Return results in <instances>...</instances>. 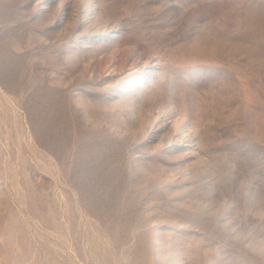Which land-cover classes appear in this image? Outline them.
<instances>
[{"label":"rangeland","instance_id":"374dc122","mask_svg":"<svg viewBox=\"0 0 264 264\" xmlns=\"http://www.w3.org/2000/svg\"><path fill=\"white\" fill-rule=\"evenodd\" d=\"M0 264H264V0H0Z\"/></svg>","mask_w":264,"mask_h":264},{"label":"bare ground","instance_id":"6f19581e","mask_svg":"<svg viewBox=\"0 0 264 264\" xmlns=\"http://www.w3.org/2000/svg\"><path fill=\"white\" fill-rule=\"evenodd\" d=\"M68 9H69V8H68ZM87 13H89V12H87ZM92 13H93V12H92ZM89 16H91V15H89ZM90 19H92V21H95V19H94V15L91 16ZM87 20H88V19H87ZM99 26H100V25H99ZM100 27H101V26H100ZM107 27H108V26H107ZM100 29H101V28H100ZM102 30H103V29H102ZM116 58H117V57H116ZM130 63H131V62H130ZM130 63H129V64H130ZM130 65H131V64H130ZM112 67H113V65H112Z\"/></svg>","mask_w":264,"mask_h":264}]
</instances>
